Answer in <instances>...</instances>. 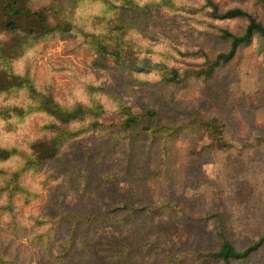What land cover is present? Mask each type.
<instances>
[{"label":"trees","instance_id":"obj_1","mask_svg":"<svg viewBox=\"0 0 264 264\" xmlns=\"http://www.w3.org/2000/svg\"><path fill=\"white\" fill-rule=\"evenodd\" d=\"M23 1L0 0V49L21 29ZM175 2L55 0L6 45L23 75L0 68L12 109L0 125V264H264V189L236 180L227 209L198 178L201 148L231 147L244 107L230 97L264 79V19L242 0ZM255 7L264 14V0ZM154 8L188 32L158 39L145 29ZM69 36L89 56L83 73L52 67L76 87L62 98L34 62L47 38ZM145 76L166 100L141 102ZM118 89L114 104L101 97Z\"/></svg>","mask_w":264,"mask_h":264},{"label":"rangeland","instance_id":"obj_2","mask_svg":"<svg viewBox=\"0 0 264 264\" xmlns=\"http://www.w3.org/2000/svg\"><path fill=\"white\" fill-rule=\"evenodd\" d=\"M54 1L24 0L23 8L26 11V15L20 22L21 29L17 35L6 36V45L13 37L20 39L26 37L29 30L34 28V23L38 21L37 16L42 14L44 9L56 6ZM178 1L176 0V2ZM255 2L256 0H242V4L250 9L249 12L255 11L260 18L264 19V14L255 7ZM230 23H232V29L237 30L243 24V20H234ZM145 29L162 40L169 35L174 37L175 35L182 34L183 31L185 33L188 32V27L177 12L171 9L157 8L151 9L148 13ZM46 40V43L41 45L35 54L34 65L37 68L36 74H39L41 78L51 76L55 89L64 95L62 98L73 97L76 93V87H73L72 81L67 75L53 72L52 67L71 65L78 73H83L87 71L86 59L89 56V51L80 43L78 37H50ZM100 40L103 44L108 43L105 36H102ZM6 45H2L3 47L0 49V68L9 71L16 78H21L23 75L22 71L16 67V63L12 55L7 51ZM145 77L144 88L148 94L142 98L141 102L152 100L156 104L158 101H162V99L166 100L170 92L155 89L148 77ZM253 78L255 85L252 90L244 91L242 89V95H232L230 97L235 103L237 101V103L242 104L244 107L240 121L236 125V133L230 139L231 147L226 148L221 146L219 148L218 145V149L215 150L214 154L205 148L203 150L201 148L202 152L199 156L200 163L205 168V172L200 174L198 178L205 184L208 191L213 193V196L218 198L227 209H234L236 207L232 202L231 193V188L236 180L242 182V190L247 192L249 187H256L258 190L264 189V96L261 97L259 105H255L248 99L251 96L259 97L260 93L264 92V79L262 76H254ZM69 86L73 87V89H68ZM119 90L112 91L107 95L101 94V97L107 103L114 104L126 97L125 92L120 93ZM84 91L83 87L81 94H84ZM5 98V96L0 95V125L3 121L8 120L12 114L11 106L6 103ZM253 133H256L257 136L252 137ZM214 156L219 161L215 171H211L208 169V162H211ZM235 169L239 170V175L235 174ZM193 176L196 177L194 174ZM213 190L217 193L215 194ZM242 197H244L243 192ZM251 199L253 198H250L249 201ZM43 203L46 206H50L49 202L44 201ZM4 221H7V217L3 218L0 216L1 226L6 225ZM19 221L23 220L20 219ZM9 227L11 229V225ZM5 243L10 251L12 244L16 242L5 239ZM15 246L18 249L17 254L21 256L19 260L27 262L29 254L23 250L21 243H16ZM32 252L35 253V250L32 249ZM37 256V254L33 256L34 264L37 263Z\"/></svg>","mask_w":264,"mask_h":264}]
</instances>
